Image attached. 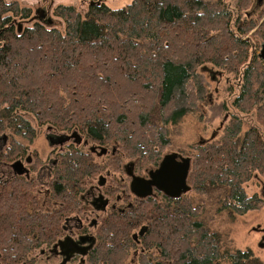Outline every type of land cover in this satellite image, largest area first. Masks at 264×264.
<instances>
[{
    "label": "trees",
    "instance_id": "1",
    "mask_svg": "<svg viewBox=\"0 0 264 264\" xmlns=\"http://www.w3.org/2000/svg\"><path fill=\"white\" fill-rule=\"evenodd\" d=\"M251 2L131 0L111 8L91 0L81 14L72 5L41 11L0 0V137L10 138L0 162L23 154L19 137L32 141L29 114L39 126L77 129L91 142L156 167L168 123L203 98L197 69L204 64L238 76L231 106L253 113L264 132V62L254 45H264V20L258 24L243 13ZM228 110L226 102L211 109L212 118L229 119L218 140L192 148L187 184L200 195L220 191L222 209L243 217L264 206L244 189L264 176V140L254 127L243 132L242 118ZM96 169L89 154H62L53 173L59 193L80 189ZM34 183L15 178L0 184V264H37V252L59 238L64 218L80 206L44 212ZM201 213L184 196L110 216L96 230L87 264H124L135 248L139 264H264L250 249H223ZM144 224L136 245L132 234Z\"/></svg>",
    "mask_w": 264,
    "mask_h": 264
},
{
    "label": "rangeland",
    "instance_id": "2",
    "mask_svg": "<svg viewBox=\"0 0 264 264\" xmlns=\"http://www.w3.org/2000/svg\"><path fill=\"white\" fill-rule=\"evenodd\" d=\"M18 1L22 6L30 7L34 10H50L53 7L63 4L72 5L77 8L81 14H85L91 0H7ZM105 3L111 8H121L131 2V0H98ZM204 2L215 3L222 1L229 7H232L239 0H201ZM248 14V18L257 19L258 24L264 20V0H252L249 7L243 11ZM254 32L250 31L247 37H251ZM258 47V54L263 44L260 41L254 42ZM197 73L200 76L201 83L204 87V95L202 100L198 102L196 107L190 109L175 123H168L167 135L168 144L161 150V158L165 155L176 153L181 157L189 158L192 148L199 145H205L210 142H214L219 139L225 125L228 122V114L212 118L211 109L220 103L226 102L228 106V113L238 115L242 118L243 129L246 131L251 127L256 128L259 131L261 139L264 140V132H262L261 126L256 121L254 114H242L231 106V101L238 94V76L234 73H230L225 69L217 68L211 64H204L197 69ZM25 118L29 120L31 126L34 128V137L31 142L22 139H17L24 146L28 145V150L33 154L37 161V167L34 169V176L39 186H45L49 180V172L53 156H50L51 149L48 147L45 140L47 134L46 128L49 125L39 126L34 118L29 114H24ZM62 131V130H60ZM62 133V132H61ZM64 133V132H63ZM1 138V137H0ZM7 138V137H6ZM5 138V140H6ZM7 141V140H6ZM90 146L97 147L96 143L92 142L85 146L86 151ZM112 147L109 146L108 149ZM121 155V163L126 164L129 162H137L125 158ZM123 157V158H122ZM119 160V157H118ZM93 161L96 164L97 169L93 173L94 184L100 175L106 177L110 172L111 181L112 175L117 169L113 167V163L108 157H93ZM143 167L152 169V166L140 165L138 172L144 175L142 172ZM110 170V171H109ZM119 175L115 173L117 178ZM97 184V183H96ZM36 187V193L42 191L44 188ZM244 189L248 195L256 194L264 200V176L258 175L251 181L244 185ZM194 202L196 206L202 208L200 221L211 232L220 237L221 246L223 249H250L253 254L264 263V247H260L263 244L261 238L263 236L262 230L264 229V206L254 212H249L243 217H233L227 210L222 209V195L218 190H208L204 195H200L191 192L186 196ZM41 209L45 211L52 210L55 205L40 204ZM44 205V207L42 206ZM89 210V209H88ZM83 217V215H81ZM88 221L95 219L93 215L88 216ZM137 232V231H135ZM134 234V233H133ZM264 245V244H263ZM45 248V247H44ZM137 250V251H135ZM43 248L40 249L35 255L37 264H61V259L58 255L43 256L41 253ZM135 251V252H134ZM138 249L131 250L129 256L125 260L124 264H139ZM69 264H87L85 259L82 261H74Z\"/></svg>",
    "mask_w": 264,
    "mask_h": 264
},
{
    "label": "flooded vegetation",
    "instance_id": "3",
    "mask_svg": "<svg viewBox=\"0 0 264 264\" xmlns=\"http://www.w3.org/2000/svg\"><path fill=\"white\" fill-rule=\"evenodd\" d=\"M46 131L47 134L45 135V140L47 135L71 136L72 134L77 133L79 136H75L62 144L54 146H49L46 140L48 147L51 149L49 155L54 157L50 164V177L47 184L44 187L41 185L39 186V183L34 176V169L38 166V163L33 154L29 152L28 145L24 146L23 144L24 152L21 156L10 162H0V184L7 183L15 178H24L27 181L35 182V186L44 188L42 191L43 195H41V191L36 193V187L34 186V193L38 198V204H46L48 206L54 204L55 207L60 204H80L77 210H73L64 218L61 227L62 233L59 238L53 244L43 248V251H41V254L47 257L49 254L58 255L61 259V264H69L76 260L82 261V259H85L86 261L88 255L98 243L96 230L108 217L113 215H124L128 212L138 210L142 204H173L176 200L183 198L184 196H188L191 191L190 190L188 193L177 199H173L166 196L155 187H152V191L149 196L144 198L139 197L131 191L130 184L133 178H143L148 180L149 172L155 170L159 164L156 167H152V169L143 167L142 173L144 175H141L138 172V170H140V165L137 162L128 161L126 164L121 163V155L119 157V152L115 146H112L109 150L106 146L96 144L98 145L97 147L90 146L88 151H86L85 146L92 142L77 129L60 131L55 127L47 126ZM18 139L24 140L20 137ZM9 140L10 138H7L6 141L4 136H1L0 151H3V149L8 145L10 142ZM103 149L105 150L104 152H102ZM70 150H79L83 152V154L91 155V158L94 156L108 157L113 165L120 161L119 167L113 171V174H111V181L107 180L108 177L110 178V172L106 175V177L100 175L97 179V184H94V177L89 176L83 179V185L80 186V189H78L77 186H74L68 194L65 193L64 195H61L59 193L60 190L56 185L57 182L53 177V173L59 163L60 156ZM15 163H20L21 166ZM19 172H21V174ZM115 173L119 175L117 178L115 177ZM67 196H69L70 199L69 197L65 198ZM73 197L75 200L72 201ZM42 206L44 207V205ZM42 210L44 212H49L44 209ZM93 214L96 218L88 221V216ZM81 215H83V217H81ZM142 228H145V232L148 227L144 224L137 230V232L132 234V238L136 245L139 243L137 239L138 237H141L139 233Z\"/></svg>",
    "mask_w": 264,
    "mask_h": 264
},
{
    "label": "water",
    "instance_id": "4",
    "mask_svg": "<svg viewBox=\"0 0 264 264\" xmlns=\"http://www.w3.org/2000/svg\"><path fill=\"white\" fill-rule=\"evenodd\" d=\"M258 57L264 62V45L261 47ZM75 136H78V134L74 133L71 136L47 135L46 140L49 146H54L62 144ZM104 151L105 150L103 149L102 152ZM15 164L21 166L20 163ZM189 170L190 158H183L176 153L165 155L160 161L158 167L149 172L148 180L143 178H133L130 184L131 191L139 197L144 198L149 196L152 187H155L166 196L177 199L191 190L190 186L187 184ZM19 173L21 174V172ZM144 230L145 228H142L139 235H142ZM262 233L263 236L261 240L264 242V229L262 230ZM260 247H264V245L260 244Z\"/></svg>",
    "mask_w": 264,
    "mask_h": 264
}]
</instances>
